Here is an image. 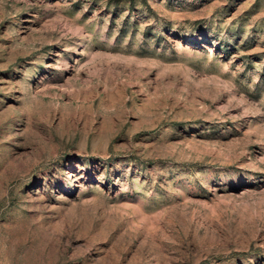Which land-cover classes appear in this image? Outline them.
I'll list each match as a JSON object with an SVG mask.
<instances>
[{
  "label": "rangeland",
  "instance_id": "374dc122",
  "mask_svg": "<svg viewBox=\"0 0 264 264\" xmlns=\"http://www.w3.org/2000/svg\"><path fill=\"white\" fill-rule=\"evenodd\" d=\"M0 264H264V0H0Z\"/></svg>",
  "mask_w": 264,
  "mask_h": 264
}]
</instances>
